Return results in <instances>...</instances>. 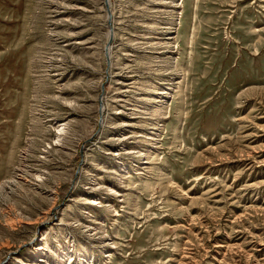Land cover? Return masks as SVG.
I'll list each match as a JSON object with an SVG mask.
<instances>
[{"label":"rangeland","instance_id":"1","mask_svg":"<svg viewBox=\"0 0 264 264\" xmlns=\"http://www.w3.org/2000/svg\"><path fill=\"white\" fill-rule=\"evenodd\" d=\"M9 179L0 264H264V0H0Z\"/></svg>","mask_w":264,"mask_h":264},{"label":"bare ground","instance_id":"2","mask_svg":"<svg viewBox=\"0 0 264 264\" xmlns=\"http://www.w3.org/2000/svg\"><path fill=\"white\" fill-rule=\"evenodd\" d=\"M109 51V50H108ZM64 126H65V124L64 123H60V125H59V127L57 128V131H56V136H55V141H53L54 142V144L55 143H59V141L60 140H62L63 139V137H62V134H63V131H64ZM19 175V174H18ZM36 177H42L41 175H37ZM14 182H16V181H14V180H12V179H9L8 181H4L2 184H1V186H0V190L6 185L7 186V188L10 190H13L12 189V185L14 184ZM16 183H18V182H16ZM15 183V184H16ZM6 191V190H5ZM8 191V190H7ZM1 198V197H0ZM38 218H40V217H38ZM43 218V217H42ZM35 221H37V219L35 220ZM43 239V238H42ZM46 264H49V263H46Z\"/></svg>","mask_w":264,"mask_h":264}]
</instances>
